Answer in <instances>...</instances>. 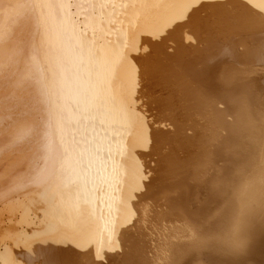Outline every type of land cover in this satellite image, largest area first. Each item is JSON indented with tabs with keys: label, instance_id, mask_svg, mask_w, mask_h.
<instances>
[{
	"label": "bare ground",
	"instance_id": "obj_1",
	"mask_svg": "<svg viewBox=\"0 0 264 264\" xmlns=\"http://www.w3.org/2000/svg\"><path fill=\"white\" fill-rule=\"evenodd\" d=\"M0 264H264V0H0Z\"/></svg>",
	"mask_w": 264,
	"mask_h": 264
}]
</instances>
